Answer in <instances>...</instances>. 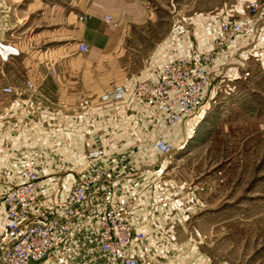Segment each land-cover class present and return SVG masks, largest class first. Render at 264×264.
<instances>
[{
  "label": "built area",
  "instance_id": "obj_1",
  "mask_svg": "<svg viewBox=\"0 0 264 264\" xmlns=\"http://www.w3.org/2000/svg\"><path fill=\"white\" fill-rule=\"evenodd\" d=\"M248 9L244 18L233 20L230 14L217 18L208 48L167 60L103 97L97 108L106 116L114 115V121L121 114L129 116L114 126V137L131 138L127 147L104 141L106 131L97 130L89 142L81 143L79 152L69 149L66 154L68 142H49L31 152L32 164L22 167L24 182L0 196V264H212L199 254L192 257L185 243L172 245L165 237L168 250L157 245V236L165 235L166 221H158L164 205L147 200L139 191L141 183L149 188L158 184L148 178L161 172L174 152L167 140L175 128L202 116L222 71L228 66L240 70L245 54L253 49L248 45L264 34L259 1H250ZM8 46L0 43V55L18 54L13 47L4 49ZM77 48L86 52L88 45L79 42ZM54 70L49 66V75ZM14 91L35 92L36 86L26 80L24 86L0 87V94ZM130 101L139 105L136 114L129 112ZM54 143L71 157L65 165L70 160L77 163L75 173L67 174L77 178L63 199L64 190L53 185L58 179L51 165L58 162ZM40 179H46L45 185Z\"/></svg>",
  "mask_w": 264,
  "mask_h": 264
},
{
  "label": "rangeland",
  "instance_id": "obj_2",
  "mask_svg": "<svg viewBox=\"0 0 264 264\" xmlns=\"http://www.w3.org/2000/svg\"><path fill=\"white\" fill-rule=\"evenodd\" d=\"M250 1L150 0L151 5L159 6V16L127 27L119 49L114 51V60L107 63L109 67L82 73L54 65L53 89L45 90L55 93L54 102L60 109L98 103L114 90V80L143 69L173 24L186 25L190 16L206 14H213L215 20L229 14L233 20L244 18L248 16ZM257 1L264 9V0ZM248 46L253 49L245 54L247 59L240 70L228 66L222 71L223 78L215 84V94L202 116L182 121L169 136L167 141L174 152L164 169L148 178H155L158 184L149 188L141 183L139 191L147 200L164 205L158 221H166L165 235L157 236V245L168 250L165 237L172 245L173 241L185 243L191 248L192 257L199 254L212 264H264V34ZM27 62L0 55V75L9 76L14 86L24 85L33 76L49 75V67H31ZM102 74L112 82L104 83ZM25 134L29 136L28 131ZM54 147L59 163L51 164L58 172L53 185L64 190L63 199L77 178L75 174L67 176L77 169V163L70 160L65 165L71 157L64 155L56 143ZM30 148L25 145L19 164L3 162L0 196L24 182L21 172L32 161L34 147ZM66 148V154L69 149L77 150L73 146ZM40 180L45 185L46 179Z\"/></svg>",
  "mask_w": 264,
  "mask_h": 264
},
{
  "label": "crops",
  "instance_id": "obj_3",
  "mask_svg": "<svg viewBox=\"0 0 264 264\" xmlns=\"http://www.w3.org/2000/svg\"><path fill=\"white\" fill-rule=\"evenodd\" d=\"M158 7L151 5L150 0H0V43L18 50V54L6 53L5 58L8 56L13 61L23 58L31 67L47 69L56 65L82 73L92 68L105 70L110 66L107 63L114 60V51L119 49L127 27L156 18ZM80 16L85 18L80 20ZM215 28L213 14L190 16L186 25L173 24L141 71L113 82L102 74L103 82L111 81L112 86L131 85L167 60L204 50L209 47ZM79 42L88 44L86 52L78 51ZM78 59L81 64L76 63ZM53 79L46 74L33 76L30 80L36 86L35 92L0 94V167L3 162L19 164L25 145L41 149L49 142H68L70 148L76 147L79 152L81 143L89 142V136L97 130L106 131L103 136L106 142H119L126 147L130 144L131 138L114 137L116 122L124 121L122 116L126 119L128 115L121 114L114 121V115L109 117L98 110L100 102L77 109H60L54 102L55 93L51 95L45 90L53 89ZM10 82L9 76L0 75V87L14 86ZM135 108H139L138 103L130 101L131 114H136ZM60 121L59 127L56 126ZM131 121H135V115ZM27 131L29 136L25 134Z\"/></svg>",
  "mask_w": 264,
  "mask_h": 264
},
{
  "label": "bare ground",
  "instance_id": "obj_4",
  "mask_svg": "<svg viewBox=\"0 0 264 264\" xmlns=\"http://www.w3.org/2000/svg\"><path fill=\"white\" fill-rule=\"evenodd\" d=\"M11 48H12V47H10V46H8V47H4L5 50H12ZM2 56H3V57L6 56L5 52H3V51H2Z\"/></svg>",
  "mask_w": 264,
  "mask_h": 264
}]
</instances>
